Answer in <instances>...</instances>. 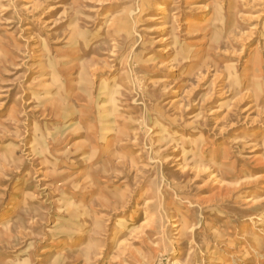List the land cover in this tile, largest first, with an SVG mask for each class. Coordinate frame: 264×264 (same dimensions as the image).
<instances>
[{
  "label": "rangeland",
  "instance_id": "rangeland-1",
  "mask_svg": "<svg viewBox=\"0 0 264 264\" xmlns=\"http://www.w3.org/2000/svg\"><path fill=\"white\" fill-rule=\"evenodd\" d=\"M0 264H264V0H0Z\"/></svg>",
  "mask_w": 264,
  "mask_h": 264
}]
</instances>
